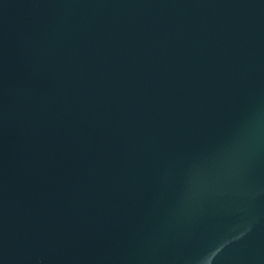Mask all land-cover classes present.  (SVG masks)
<instances>
[{"label":"water","instance_id":"95a60500","mask_svg":"<svg viewBox=\"0 0 264 264\" xmlns=\"http://www.w3.org/2000/svg\"><path fill=\"white\" fill-rule=\"evenodd\" d=\"M0 264H264V0H0Z\"/></svg>","mask_w":264,"mask_h":264}]
</instances>
